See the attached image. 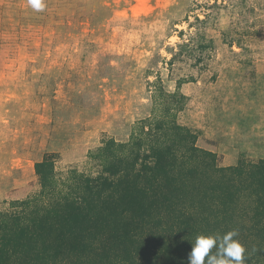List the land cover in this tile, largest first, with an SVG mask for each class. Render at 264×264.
<instances>
[{"label":"rangeland","instance_id":"rangeland-1","mask_svg":"<svg viewBox=\"0 0 264 264\" xmlns=\"http://www.w3.org/2000/svg\"><path fill=\"white\" fill-rule=\"evenodd\" d=\"M45 2L0 0V208L38 189L45 153L86 172L102 139L127 140L157 78H191L178 121L219 165L264 158V0Z\"/></svg>","mask_w":264,"mask_h":264},{"label":"trees","instance_id":"trees-1","mask_svg":"<svg viewBox=\"0 0 264 264\" xmlns=\"http://www.w3.org/2000/svg\"><path fill=\"white\" fill-rule=\"evenodd\" d=\"M190 79L168 92L157 78L149 115L102 139L88 171L35 162L38 189L0 208V264H188L198 234L234 228L246 264H264V158L221 166L197 145L178 121Z\"/></svg>","mask_w":264,"mask_h":264},{"label":"clouds","instance_id":"clouds-1","mask_svg":"<svg viewBox=\"0 0 264 264\" xmlns=\"http://www.w3.org/2000/svg\"><path fill=\"white\" fill-rule=\"evenodd\" d=\"M36 12L46 8L45 0H26ZM238 229L223 234H198L188 256V264H246V248L237 238ZM215 249V252H213Z\"/></svg>","mask_w":264,"mask_h":264}]
</instances>
